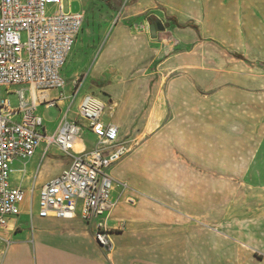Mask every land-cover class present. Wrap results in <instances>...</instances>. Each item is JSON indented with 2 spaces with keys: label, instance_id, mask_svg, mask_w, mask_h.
Masks as SVG:
<instances>
[{
  "label": "crops",
  "instance_id": "obj_1",
  "mask_svg": "<svg viewBox=\"0 0 264 264\" xmlns=\"http://www.w3.org/2000/svg\"><path fill=\"white\" fill-rule=\"evenodd\" d=\"M92 1L95 2L82 1L84 20L60 70L70 90L46 91L47 97H56L60 92L64 97L52 107L40 104L36 112L44 119L41 108L58 109L53 128L48 129L44 119L43 130L47 134L54 133L63 118L76 119L80 101L72 111L67 97H71V79L83 73L79 94H94L107 109L111 107V117L103 120L118 126L120 139L147 132L140 144L109 169L116 181L112 190L115 204L106 217L111 248H103L95 241V223L82 219L79 213L71 219L40 217L38 206L33 211L34 201L26 202L18 215L9 216L7 223L0 225V264H264V191L256 192L252 201H234L239 203L237 208L249 205L253 209V224L246 229L240 228L238 210L230 211L236 214L231 218L224 210L215 211L213 200L202 198L208 190L212 192L215 176H245L247 170L245 155L236 153L237 148L231 146L230 123L220 118L209 119V106L193 103V41L202 36V31L213 32L208 26L213 23L212 15L206 13L204 26L200 25L204 15L198 11L197 0H113L124 4V9L116 22L118 12H112L109 21L113 25L101 50L91 62L87 60L76 69L79 56H86L84 49L97 42L95 33L102 32L93 27V40L82 41L86 7ZM158 5L167 9L165 22L161 21L164 29L173 30L184 48L167 58L157 40L161 30L152 36L150 31L136 29L143 12ZM92 6L101 7L97 2ZM153 16L158 19L149 12L145 22L151 24ZM187 23L197 25V29L179 26ZM139 63H157L158 68L169 64L174 69L189 70L170 77L162 89L164 70L151 72L147 68L150 72L142 76L138 73ZM166 114L168 119L164 121ZM83 126L82 140L85 148H90L95 138ZM45 148L42 142L25 162L40 160L36 171L34 167L27 173L22 170L20 183L12 184L28 192L32 186L41 187L70 164V157L54 145L42 156ZM57 155H67L68 159L56 161ZM222 202L218 204L223 209ZM201 223H213L221 233ZM231 244L237 246L233 251L239 256L238 261L229 258L228 251L227 258L220 260Z\"/></svg>",
  "mask_w": 264,
  "mask_h": 264
},
{
  "label": "built area",
  "instance_id": "obj_2",
  "mask_svg": "<svg viewBox=\"0 0 264 264\" xmlns=\"http://www.w3.org/2000/svg\"><path fill=\"white\" fill-rule=\"evenodd\" d=\"M65 1L71 0H0V225L18 215L22 204L34 201V186L29 193L12 184L13 163L25 164L44 142L42 156L54 145L71 161L39 188L38 215L71 219L79 213L95 223V241L110 249L106 217L115 204L116 181L109 169L138 141L119 138L118 126L103 120L104 101L94 94L82 95L77 118H63L52 134L44 132V119L36 112L40 104L52 107L64 97L62 92L56 97L44 93L64 88L60 70L84 20V12L67 10ZM83 82L80 75L71 79V97H77ZM11 92L17 94L16 106L8 97ZM83 124L95 140L77 152L74 146L82 140Z\"/></svg>",
  "mask_w": 264,
  "mask_h": 264
},
{
  "label": "rangeland",
  "instance_id": "obj_3",
  "mask_svg": "<svg viewBox=\"0 0 264 264\" xmlns=\"http://www.w3.org/2000/svg\"><path fill=\"white\" fill-rule=\"evenodd\" d=\"M83 0H71L70 3L65 1V8L71 10H82ZM95 0L101 7H93L91 2L86 7L84 33L82 41L92 38L93 27L102 29V32H96V43L91 47L84 49L86 56L81 54L76 61L75 68L80 69L84 63L92 59L101 50L104 39L109 33L113 21V11L116 10V19L119 12L124 9V4L116 3L113 0ZM198 11L204 16L200 25L204 26L206 17L212 15L213 23L209 22V29L213 32L202 31L199 38L193 41V103L198 105L209 106L212 111L207 113L209 119L220 118L230 123L231 146L237 148L236 153L245 155L246 175H230L227 177L215 176L212 192L210 190L202 198H208L215 202V211H225V215L234 217L232 210L240 212V228H248L253 224L252 207L237 208L239 203L234 201H252L256 198L254 194L264 191V0H197ZM157 15L158 19L165 22L167 9L165 6L158 5L150 11H144L142 18L136 24L138 32H149V24L145 22V16L148 13ZM85 13V12H84ZM115 13V12H114ZM207 13V16L205 15ZM215 19L217 21H215ZM203 22V23H202ZM105 27V29H103ZM216 29V31H214ZM209 35V36H205ZM157 40L165 49V58L170 57L175 52H183L184 48L179 45V38L170 28H165L157 32ZM79 50V48H78ZM81 52V51H80ZM233 52L241 53L246 59L253 63L237 59ZM163 58V57H162ZM160 65L138 64V73L145 75L148 72L160 69L165 72L166 79L163 81L161 88L166 86L170 77L189 70V67L174 69L173 65L167 64L165 68H158ZM147 68H150L148 71ZM161 74V72H158ZM79 75V73H77ZM85 78L84 74H80ZM68 81V80H66ZM64 91L70 90L68 84ZM12 106L18 104L17 94L11 92L8 94ZM81 94L76 98L67 97L68 105L73 109L81 99ZM214 109V112H213ZM46 127L53 128L58 116L57 108H41ZM106 119L111 115L106 108L103 114ZM168 119V114L163 120ZM147 132H142L135 138L140 144L147 136ZM50 156V155H48ZM34 160L36 157L34 156ZM56 161H66L67 155H57ZM40 160L24 164L22 161L14 163L15 173L12 182L20 183L21 171L29 172L31 168L37 169ZM237 168V163L233 165ZM34 174V173H33ZM18 175V177H17ZM20 175V177H19ZM223 178V180H221ZM224 178L226 180L224 181ZM38 182L40 179L37 177ZM224 181V182H223ZM26 187V185H23ZM39 185L35 187L30 196L34 200V209L38 200ZM209 187V186H208ZM263 188V189H262ZM260 195V194H259ZM259 197V196H258ZM223 201V202H222ZM223 203L221 205L218 203ZM220 205V207H218ZM242 205V204H240ZM244 205V204H243ZM231 211V212H230ZM220 220V219H219ZM214 221V220H213ZM202 222V221H200ZM218 223L219 221H214ZM215 233H221L218 227L213 223H201ZM243 224V226H242ZM246 233V232H244ZM243 233V234H244ZM248 235V233H246ZM233 239L232 237H228ZM233 241V240H232ZM224 256L220 260H225L226 252L231 259H237L239 256L234 253L237 250L235 244L226 246ZM234 250V251H233ZM216 252V251H215ZM219 253H221L219 251ZM215 255H218L215 254Z\"/></svg>",
  "mask_w": 264,
  "mask_h": 264
},
{
  "label": "trees",
  "instance_id": "obj_4",
  "mask_svg": "<svg viewBox=\"0 0 264 264\" xmlns=\"http://www.w3.org/2000/svg\"><path fill=\"white\" fill-rule=\"evenodd\" d=\"M153 21H154V22H155V21H158V19H157L156 17L153 16V17L151 18V22H153ZM151 22H150V23H151ZM186 25H187V26L190 25V26H192L194 29H197V25H195V24H190V23H187V24H179V26H181V27H184V26H186ZM233 55L236 56L237 58H240V59L245 60V61L248 62V63H253L252 61H249L248 59H246V58H245L242 54H240V53H236V52H234ZM263 64H264V63H263Z\"/></svg>",
  "mask_w": 264,
  "mask_h": 264
},
{
  "label": "water",
  "instance_id": "obj_5",
  "mask_svg": "<svg viewBox=\"0 0 264 264\" xmlns=\"http://www.w3.org/2000/svg\"><path fill=\"white\" fill-rule=\"evenodd\" d=\"M149 28H150L151 35L155 36L157 30H163L164 29V25L161 21H155V22L149 24Z\"/></svg>",
  "mask_w": 264,
  "mask_h": 264
},
{
  "label": "bare ground",
  "instance_id": "obj_6",
  "mask_svg": "<svg viewBox=\"0 0 264 264\" xmlns=\"http://www.w3.org/2000/svg\"><path fill=\"white\" fill-rule=\"evenodd\" d=\"M86 145L83 140L77 141L76 145L74 146V150L77 152L83 151Z\"/></svg>",
  "mask_w": 264,
  "mask_h": 264
},
{
  "label": "flooded vegetation",
  "instance_id": "obj_7",
  "mask_svg": "<svg viewBox=\"0 0 264 264\" xmlns=\"http://www.w3.org/2000/svg\"><path fill=\"white\" fill-rule=\"evenodd\" d=\"M153 23V22H152Z\"/></svg>",
  "mask_w": 264,
  "mask_h": 264
}]
</instances>
